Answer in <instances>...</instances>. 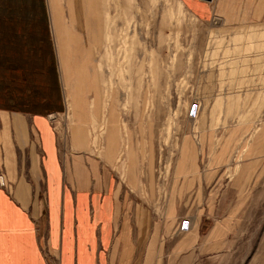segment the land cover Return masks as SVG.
<instances>
[{"label":"rangeland","instance_id":"374dc122","mask_svg":"<svg viewBox=\"0 0 264 264\" xmlns=\"http://www.w3.org/2000/svg\"><path fill=\"white\" fill-rule=\"evenodd\" d=\"M49 3L54 42L74 40L64 20L96 48L46 115L61 150L110 165L130 212L162 222L165 264H264V21L200 20L177 0Z\"/></svg>","mask_w":264,"mask_h":264},{"label":"crops","instance_id":"0c3cea01","mask_svg":"<svg viewBox=\"0 0 264 264\" xmlns=\"http://www.w3.org/2000/svg\"><path fill=\"white\" fill-rule=\"evenodd\" d=\"M177 1L200 20L264 21V0ZM51 11L49 0H0V264H165L162 222L147 211L144 226L110 165L72 145L61 150L47 120L65 109L67 71L96 52L70 21L58 26L73 42H54ZM35 79H48L39 105Z\"/></svg>","mask_w":264,"mask_h":264}]
</instances>
